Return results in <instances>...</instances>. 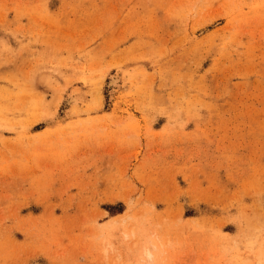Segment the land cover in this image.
Returning a JSON list of instances; mask_svg holds the SVG:
<instances>
[{
  "label": "rangeland",
  "instance_id": "374dc122",
  "mask_svg": "<svg viewBox=\"0 0 264 264\" xmlns=\"http://www.w3.org/2000/svg\"><path fill=\"white\" fill-rule=\"evenodd\" d=\"M0 264H264V0H0Z\"/></svg>",
  "mask_w": 264,
  "mask_h": 264
}]
</instances>
